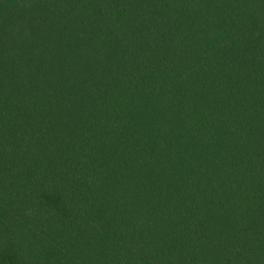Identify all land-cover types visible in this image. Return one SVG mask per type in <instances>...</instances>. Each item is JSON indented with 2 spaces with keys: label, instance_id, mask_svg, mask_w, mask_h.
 Returning a JSON list of instances; mask_svg holds the SVG:
<instances>
[{
  "label": "trees",
  "instance_id": "trees-1",
  "mask_svg": "<svg viewBox=\"0 0 264 264\" xmlns=\"http://www.w3.org/2000/svg\"><path fill=\"white\" fill-rule=\"evenodd\" d=\"M0 264H264V0H0Z\"/></svg>",
  "mask_w": 264,
  "mask_h": 264
}]
</instances>
